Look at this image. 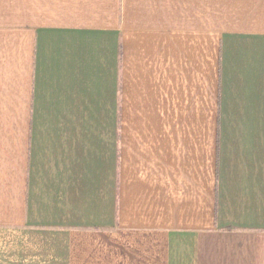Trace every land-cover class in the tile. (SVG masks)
Masks as SVG:
<instances>
[{"label": "crops", "instance_id": "1", "mask_svg": "<svg viewBox=\"0 0 264 264\" xmlns=\"http://www.w3.org/2000/svg\"><path fill=\"white\" fill-rule=\"evenodd\" d=\"M0 264H264V0H0Z\"/></svg>", "mask_w": 264, "mask_h": 264}]
</instances>
